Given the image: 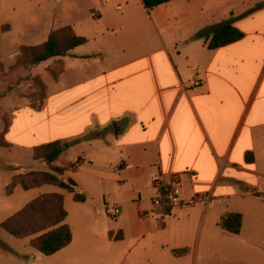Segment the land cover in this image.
Listing matches in <instances>:
<instances>
[{
  "label": "crops",
  "instance_id": "1",
  "mask_svg": "<svg viewBox=\"0 0 264 264\" xmlns=\"http://www.w3.org/2000/svg\"><path fill=\"white\" fill-rule=\"evenodd\" d=\"M27 1L49 12L25 16L46 40L24 47L67 27L87 43L37 66L55 72L52 85L43 79L44 105L29 107L41 140L6 138L1 149L62 142L65 154L44 172L64 169L61 179L75 181L86 202L44 186L64 197L72 243L45 256L9 236L0 264L262 263L261 224L250 221L264 217V0H173L152 10L142 0ZM227 21L244 37L209 49L198 33ZM173 174L185 198L213 193L215 202L163 215L152 182ZM231 213L243 217L239 235L220 227Z\"/></svg>",
  "mask_w": 264,
  "mask_h": 264
},
{
  "label": "rangeland",
  "instance_id": "2",
  "mask_svg": "<svg viewBox=\"0 0 264 264\" xmlns=\"http://www.w3.org/2000/svg\"><path fill=\"white\" fill-rule=\"evenodd\" d=\"M30 4L31 2L27 0H0V25L10 27L9 31L0 30V241L6 243L9 235L7 236L1 228V223L46 193L45 187L30 191L19 189L12 197H7L2 192L3 186L12 174L15 177L18 174L47 169L46 162L34 159L33 151L17 154L1 149L9 148L5 142L6 138L22 144H34L41 140L43 123L40 121L38 124L39 120L33 116L29 107L39 109L44 105L47 88L43 79L52 85L55 76L51 67L44 71V66L40 68L31 66L30 55L21 50L24 46L38 45L46 40L42 26L36 25L33 19L25 16L29 12L44 16L49 10L42 11L39 7L33 9ZM57 8L59 9V6L55 10ZM39 74H42V77ZM14 117L16 120L11 126ZM8 131L10 135L7 137L5 134ZM5 194L8 195L7 190ZM259 222L261 227L258 233L264 245V217L252 219L250 224L258 225ZM263 262L248 259L244 264Z\"/></svg>",
  "mask_w": 264,
  "mask_h": 264
},
{
  "label": "trees",
  "instance_id": "3",
  "mask_svg": "<svg viewBox=\"0 0 264 264\" xmlns=\"http://www.w3.org/2000/svg\"><path fill=\"white\" fill-rule=\"evenodd\" d=\"M145 7L152 10L162 4L173 0H142ZM198 37L205 39L208 48L218 49L235 43L244 37V34L235 28L231 21L222 23L210 32L204 30ZM87 43L84 37H78L67 27L49 35L47 41L38 47H24L21 50L31 57V66H39L57 57H66L72 50ZM8 145V144H7ZM66 152L62 142H54L37 147L33 150L35 160H42L48 165L56 162ZM65 170L51 167L50 171H33L28 174H18L13 177L7 187V196L13 195L17 186L24 191H30L44 186H56L74 194L75 201L86 202V197L78 190L75 181H63ZM68 212L65 209L64 197L61 194H43L13 216L1 223V228L16 239L28 240L29 246L45 256H51L68 247L73 240L71 228L66 223ZM243 217L238 213L225 216L220 222V227L234 235H239L242 230ZM116 241L121 240L120 235L110 233ZM186 250L175 251V255L184 254Z\"/></svg>",
  "mask_w": 264,
  "mask_h": 264
},
{
  "label": "built area",
  "instance_id": "4",
  "mask_svg": "<svg viewBox=\"0 0 264 264\" xmlns=\"http://www.w3.org/2000/svg\"><path fill=\"white\" fill-rule=\"evenodd\" d=\"M118 10L121 7H117ZM79 167V162L72 166L74 171ZM155 192L152 198L154 208L160 209L163 215H167L175 210H188L197 206L207 207L215 202L216 197L213 193H197L189 198H185L181 186V178L178 174L169 177L159 176L152 182ZM121 214L120 209H114L111 213L112 218Z\"/></svg>",
  "mask_w": 264,
  "mask_h": 264
}]
</instances>
